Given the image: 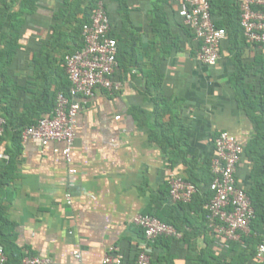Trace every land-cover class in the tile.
Masks as SVG:
<instances>
[{"label": "crops", "instance_id": "obj_1", "mask_svg": "<svg viewBox=\"0 0 264 264\" xmlns=\"http://www.w3.org/2000/svg\"><path fill=\"white\" fill-rule=\"evenodd\" d=\"M86 2L0 0V53L12 41L16 50L5 71L13 85L7 106L20 121L50 113L65 82L62 59L79 44L75 28ZM126 2L124 26L117 0H97L111 18L114 40L127 51L113 76L122 89L96 91L87 100L77 117L72 164L64 161L60 143L41 148L10 134L1 138L0 179L9 180L0 187V243L52 264H77L75 251L81 264H100L111 253L132 262L144 242L132 218L176 213L188 218L189 228L170 243L172 264L229 261L233 243L224 248L223 238L205 233L197 209H168L167 183L194 175L198 184L214 139L226 132L243 147L237 182L251 186L253 162L246 152L264 133V51L241 32L227 33L216 65L203 66L198 42L181 28L176 2ZM70 167L78 171L75 177ZM163 248L150 246V258H163Z\"/></svg>", "mask_w": 264, "mask_h": 264}, {"label": "built area", "instance_id": "obj_2", "mask_svg": "<svg viewBox=\"0 0 264 264\" xmlns=\"http://www.w3.org/2000/svg\"><path fill=\"white\" fill-rule=\"evenodd\" d=\"M177 15L198 42L197 59L203 66L212 67L220 58V45L226 32L215 28L210 14L209 0H174ZM239 23L245 40L261 47L264 51V0H239ZM110 21L101 3H97L90 19L81 28V49L67 53L63 57L64 71L69 82L67 94L58 93L55 106L35 124L26 127L21 140H32L41 148L50 143L63 145L61 154L66 164H72V148L76 136L79 112L96 91L115 94L122 84L113 76L117 69V43L110 36ZM118 119V118H116ZM6 122L0 116V140L4 135ZM214 154L210 162L212 182L209 190L212 197L205 206L207 228L224 239V248L230 243L241 244L250 237L251 224L255 219L254 209L246 189L237 182V166L243 155L242 145L230 134L219 133L213 142ZM69 175L75 177L78 171L70 167ZM169 203L189 204L196 188L182 177L168 180ZM65 203L71 205L72 197L65 194ZM132 225L143 232L144 242L138 247L132 262H125L122 255H105L100 264H150L149 247L159 238L180 240L182 234L149 214H139L132 218ZM242 247L245 246L242 244ZM77 264H81V254L73 253ZM256 258H264V239L256 248ZM7 257L0 246V264H6ZM21 264H52L46 257L24 256Z\"/></svg>", "mask_w": 264, "mask_h": 264}, {"label": "trees", "instance_id": "obj_3", "mask_svg": "<svg viewBox=\"0 0 264 264\" xmlns=\"http://www.w3.org/2000/svg\"><path fill=\"white\" fill-rule=\"evenodd\" d=\"M119 4V14L122 19V24L124 26L129 25L128 20V7L126 0H117ZM174 1V0H173ZM210 3V14L212 17L213 24L215 28L217 29H223L225 30L226 34H237L238 32H241L242 36V30L240 28L239 23V0H209ZM97 4V0H87L86 2V8L83 11V18L77 23V26L75 28V35H77L79 41V44H77V47L73 50H70L67 53H73L75 51H78L81 49L82 42H81V28L82 26L87 23L90 19V16L95 9V6ZM109 21H110V34L109 36L113 39H115V34L112 30V21L108 14ZM178 17V15H177ZM179 18V17H178ZM180 19V18H179ZM181 28L186 31L191 38L194 39V36L192 35L191 31L182 25ZM244 37V36H243ZM117 41V40H116ZM15 43L10 42L8 44V48L6 51H3L0 53V59L2 60V64L0 66V116L5 120V130L4 135L10 134L12 139L17 141L19 143L21 141V133L22 131L33 124L39 119L36 120L30 119V120H23L20 121V115L16 114L10 106H7V101L12 97V93L10 92V88H12V82L10 81V78L6 75V69L8 68V65L10 64L12 57L15 53ZM118 46V53L116 56V60L118 64L121 63V53H127L126 50H120L119 43L117 41ZM63 62V59H62ZM64 63V62H63ZM18 89V88H17ZM69 89V82L65 75V82L61 84V87L58 89V93H64L67 94ZM19 90V89H18ZM17 90V91H18ZM56 94V96H57ZM56 99V97H55ZM55 99L53 100L50 112L55 106ZM255 147L253 149H248V152H246L247 156L252 160L253 162V169L252 174L250 175L251 180V186L246 189L247 195L251 200L252 207L254 209L255 213V219L253 220L251 224V232L252 234L248 238H244L242 240L241 244L233 243L231 245L230 254L232 253L231 258L229 261L226 260V258H213V261L216 264H246L248 261L256 257V248L258 244L264 239V133L260 137V139H257L255 142ZM11 163H9L6 166V170H8V166ZM193 175V174H192ZM202 177L198 184L195 183L194 180H198L197 176H192V180L190 182L192 185L196 188V193L193 195L192 200L189 204H177V205H171L169 203L168 197H169V190H168V196H167V207L172 212L175 211L177 208L183 209L184 206H188L193 209H197L199 214H201V219L203 222V231L205 233L213 231L208 230L207 228V211L205 210L206 204L209 202V200L212 197V192L209 190V185L212 182V175L210 173V164L207 166V170L202 171L201 173ZM9 178L7 176H3L0 179V187L6 185ZM171 213V212H170ZM154 217H156L161 222L168 224L172 227H174L178 232L182 231V229H188V218L183 216H180L179 214L168 215V214H149ZM142 232V231H141ZM143 234V232H142ZM178 240H173L169 238H159L154 243V247L158 244L164 245V252L165 256L163 258L154 257L152 256L150 258V264H162L166 260L167 264H172V261L168 258L169 249H170V243L176 242ZM8 242L0 243V246L3 247L6 257L7 252L11 251V258L7 257V263L6 264H21V261L23 259V255L18 254V252L13 251V249L7 244ZM242 244L245 246V248L242 247ZM200 263L204 264L202 260L200 259ZM255 264H264V258L263 259H257V262Z\"/></svg>", "mask_w": 264, "mask_h": 264}]
</instances>
